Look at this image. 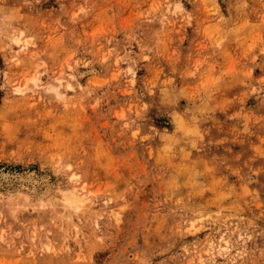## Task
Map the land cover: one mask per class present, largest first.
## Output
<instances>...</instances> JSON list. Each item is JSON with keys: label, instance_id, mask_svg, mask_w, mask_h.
I'll return each instance as SVG.
<instances>
[{"label": "rangeland", "instance_id": "obj_1", "mask_svg": "<svg viewBox=\"0 0 264 264\" xmlns=\"http://www.w3.org/2000/svg\"><path fill=\"white\" fill-rule=\"evenodd\" d=\"M0 264H264V0H0Z\"/></svg>", "mask_w": 264, "mask_h": 264}, {"label": "bare ground", "instance_id": "obj_2", "mask_svg": "<svg viewBox=\"0 0 264 264\" xmlns=\"http://www.w3.org/2000/svg\"><path fill=\"white\" fill-rule=\"evenodd\" d=\"M16 42H20V38H16L15 39ZM26 45L25 44H21V48L25 47ZM63 85V77H58L55 81L53 82H49V87H51L53 90H55L57 93H62V91L60 90V86ZM69 85L72 86V83L68 82L66 83V86L68 88H71L69 87ZM79 189H77L76 187L73 188V189H70V190H67V191H63V194H62V199H61V203H63L66 207H69V208H72L74 210H77L79 208H81V205L83 204V201L85 200V194L87 196V193H85L84 195L81 194V192L78 191ZM116 214H118V211L116 212ZM71 217V216H70ZM43 242L45 244H49V239H44ZM208 246H209V250L213 249L214 246H213V243L212 242H209L208 243ZM226 249V247H224Z\"/></svg>", "mask_w": 264, "mask_h": 264}, {"label": "snow or ice", "instance_id": "obj_3", "mask_svg": "<svg viewBox=\"0 0 264 264\" xmlns=\"http://www.w3.org/2000/svg\"><path fill=\"white\" fill-rule=\"evenodd\" d=\"M178 7H179V6H178ZM80 11L83 12L84 9L81 8ZM145 59H147V58H145ZM190 75H193V76H194L195 73H190ZM69 87H71V85H69ZM157 91H159V89H157ZM144 107H145V108H148V105H145ZM161 110H162V111L164 110V106H163V105H161ZM153 114H154V112H151V111H150V112L147 113L146 115L151 116V115H153ZM194 147H195V145H194ZM73 179H76V177H73Z\"/></svg>", "mask_w": 264, "mask_h": 264}]
</instances>
